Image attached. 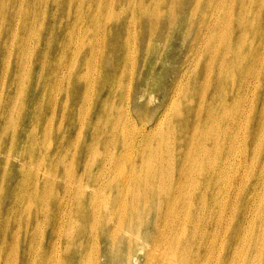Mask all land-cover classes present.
<instances>
[{
  "label": "rangeland",
  "instance_id": "374dc122",
  "mask_svg": "<svg viewBox=\"0 0 264 264\" xmlns=\"http://www.w3.org/2000/svg\"><path fill=\"white\" fill-rule=\"evenodd\" d=\"M234 93L261 129L264 0H0V264H106L120 218L118 247L150 246L157 179L194 130L238 114Z\"/></svg>",
  "mask_w": 264,
  "mask_h": 264
},
{
  "label": "bare ground",
  "instance_id": "6f19581e",
  "mask_svg": "<svg viewBox=\"0 0 264 264\" xmlns=\"http://www.w3.org/2000/svg\"><path fill=\"white\" fill-rule=\"evenodd\" d=\"M242 81L244 90L250 87V77ZM242 95L234 93L232 101L238 114L228 123L223 124V120L230 113L223 110L212 124L194 130L186 153L178 152L181 146L173 152L176 164L168 165V170L177 171L178 176L172 177V183L159 177L155 193L148 199H162L156 211L167 218L164 225L154 227L150 246L149 242L128 240L124 248L118 247L121 229L134 232V224L122 218L109 232L102 229L100 237L107 246L97 254L106 264H264V119L259 121L261 129L252 117L244 119L255 110V99L244 115ZM233 127L234 134L229 131ZM201 135L203 139L196 137ZM175 148L170 146V151ZM224 171L234 174L222 186ZM193 179L196 185L186 196L182 184ZM145 181L150 188L152 177ZM208 203H215L219 214L211 213ZM142 213L146 215L145 210ZM177 220L181 221L179 232L170 239L168 233ZM89 228L92 240L95 223L90 222ZM72 233L68 229L67 236L73 239ZM86 261L81 264H94L90 256Z\"/></svg>",
  "mask_w": 264,
  "mask_h": 264
}]
</instances>
